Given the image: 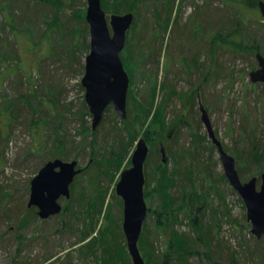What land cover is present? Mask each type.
Masks as SVG:
<instances>
[{"label":"rangeland","instance_id":"rangeland-1","mask_svg":"<svg viewBox=\"0 0 264 264\" xmlns=\"http://www.w3.org/2000/svg\"><path fill=\"white\" fill-rule=\"evenodd\" d=\"M35 1L43 3L31 17L19 18L20 9L22 14L28 13L31 8L26 4ZM120 1L129 4L128 0ZM102 2L109 8L105 10L107 16L113 13L116 0ZM257 3L258 0H138L137 12L131 11L141 35L137 51L129 57L122 53L134 63L128 91L132 87L134 99L148 100V72L157 73L158 89L149 119L161 108L168 135L161 143L166 166L160 173L157 153L146 139L153 152L146 160L147 209L166 208L161 213V227L155 224V215L146 216L148 229L137 243L146 264H162L165 240L172 235L176 248L173 254L179 256L176 264H264V237L257 239L250 232L246 207L224 174L217 148L200 119L198 103L200 100L207 108L216 137L235 158L241 180L259 176L264 171V83L250 80L249 72L257 67V60L254 52L248 51V47L257 46L264 56V18ZM11 7L13 26L7 16ZM86 7V0H0V110L9 100L20 105L10 125L6 126L7 114L0 113V264H132L122 230L123 203L115 184L121 171L130 166V155L138 138L144 137V129H139L129 157L119 164L95 167L91 158L109 156L113 141L107 134L108 125L92 129V117L84 114L79 121L75 113L84 100L80 80L89 51ZM166 14L170 20L176 19L178 29L168 50L164 44L169 34L163 37L161 30ZM47 22H54L52 28ZM11 28L19 32L29 29L30 42L24 41L26 33H16L14 38ZM130 31L132 26L127 36ZM172 35L173 32L170 40ZM70 54L76 61L69 60ZM197 86L199 89L191 96ZM47 87L57 94L59 105L49 114L54 118V113L62 116L58 131L66 141L64 157H56L76 159L84 170L70 184L74 200L60 199L62 209H67L41 219L36 206H28L27 201L30 180L52 150V125L40 122L32 128L31 117L25 115L32 110L20 96L35 102L31 90H44L45 98L50 93ZM80 125L89 127L86 134L76 131ZM93 130L97 146L92 152ZM259 183L260 180L258 186ZM97 184L104 194L90 206V191H96ZM160 185L166 188L164 194ZM193 191L199 194L196 203H192L196 198ZM181 197L186 207L179 209ZM188 200L205 207L197 214L190 206L187 208ZM196 215L199 223L194 224ZM20 220L23 223L19 226ZM186 240H193L196 248L190 249L189 243L186 246ZM192 250L184 261L185 253Z\"/></svg>","mask_w":264,"mask_h":264},{"label":"water","instance_id":"water-1","mask_svg":"<svg viewBox=\"0 0 264 264\" xmlns=\"http://www.w3.org/2000/svg\"><path fill=\"white\" fill-rule=\"evenodd\" d=\"M85 20L89 27V51L85 56L84 73L80 84L84 88V100L92 116V129L101 122L105 108L111 104L121 119L126 118L129 75L125 70L120 52L126 43V35L134 20V13H111L107 16L100 0H86ZM264 18V0H258ZM257 67L249 72L252 82L264 83V56L255 53ZM200 119L208 136L216 146L224 174L230 185L240 195L245 207L250 232L257 238L264 237V171L242 181L235 158L223 147L210 123L207 108L199 100ZM149 152L146 140L140 137L131 153V165L123 169L115 184V192L121 197L122 230L132 264H146L138 249V239L147 214L144 198V163ZM162 161H166L161 148ZM76 159L47 160L30 180L28 206H36L41 219L58 214L62 210L61 198L70 197V184L80 173ZM258 180H260L258 186Z\"/></svg>","mask_w":264,"mask_h":264},{"label":"trees","instance_id":"trees-1","mask_svg":"<svg viewBox=\"0 0 264 264\" xmlns=\"http://www.w3.org/2000/svg\"><path fill=\"white\" fill-rule=\"evenodd\" d=\"M130 1L128 0L129 4H126V3L123 4L122 1L119 0V2H118L116 0L117 4L114 6L116 8L113 9L112 12L116 13V12H119V11H125V12L126 11H134L136 13L137 10H138V7H137L138 6L137 5L138 0H130ZM41 3H43V2L41 1L39 3V1H35L34 4H30V5L26 4V6L31 8V10L28 13L26 12L25 14H22L21 13V11L23 10V8H22L18 12V14L17 13L16 14L21 19L25 18L27 15L29 17H31L32 14H34L35 11L38 9V7L40 6ZM101 6H102V8L104 10L108 11L109 8H107L105 6V3L102 2ZM118 7L120 9L117 10ZM11 9H12V7L7 9L8 10L7 16L9 18L8 23H11L9 25H12V22L15 19L13 14H11L13 12V11H11ZM135 13H134L133 24L131 25L132 26V31L129 32L130 35L126 36L128 38L126 39L125 47L120 52V57H121V60L123 62V65H124L125 69L127 70L128 74H129V76L131 78H132V70H133V67H134V63L131 62L130 59L127 58L126 56H123L122 53L126 54L129 57L131 53H134L138 49V45H137L138 44V40H139L138 37L141 34H139V29H136L138 20H137V18H135ZM77 18H79V17H77ZM169 19H170L169 14H166L165 19L161 23V26H162L161 30L164 32L163 37L165 36V33L169 34V36L167 38V39H169L168 42H165L163 38H162V41H161L162 42L161 46H163V43L165 42L164 49H167V50H168V46L171 45L170 42L174 39V37L176 36V32L178 31L177 24H176L177 21L175 22L176 19L173 20V21L169 20ZM53 21H56V17L53 18ZM53 23L54 22H47V26L50 25L49 27L52 28ZM12 30H13V33H14V35H13L14 38H15V34L16 33L18 35H23V33L24 34L26 33V37H23L25 39L24 41L25 42L26 41L30 42V40H31V31L29 29L26 30L27 32L26 31L25 32H19V31L14 30V29H12ZM172 32H173V35H172V39L170 40ZM15 41H16V39H15ZM16 46L18 48L17 42H16ZM148 46H150V48H151L149 50H152L151 44H149ZM256 50L257 51L259 50V48L257 46L248 47V51L254 52V54H255ZM152 55H154V54L152 53ZM41 58L42 57H40V59ZM69 60L70 61H76L75 57L73 56V54L69 55ZM36 66L38 67V63H36ZM38 68H37V72H38ZM146 71H149L148 68H146ZM150 71H151V69H150ZM148 73H149V75L147 77L148 78L147 79V86L149 87V94H148L149 99L144 101V102L134 99L133 88L129 87L128 96H127V105H126V113H127V115H126L125 119L119 118L117 113H115V111L112 109V105L111 104H109L105 108L103 118H102V120H101V122H100V124L98 126L101 127V125H103V124L108 125V129H107L108 133L107 134L111 137V140L113 141V143L111 142V144L109 145L110 148H111L109 156L101 157L102 156V154H101L99 156V158H97V157H95V158L92 157L91 158L92 162L95 164L96 168L99 169V167L102 166V163H108L109 164V163L112 162V163L119 164L125 158L129 157V153H130V150H131V148L133 146V143L137 139V134L139 132V129L140 130L144 129V131H143V135L145 137L144 139L145 140L147 139L150 142V144L154 147L155 152L157 153V162L158 163L156 164V167L158 168V172L160 173V171H162L163 168H165L166 164L162 161V158H160V155H162L161 154V147H162L161 143H162L163 140H167V138H168L167 133H165V129H166V125L167 124L162 119V115H161L162 109L161 108H160V111L159 110H155L154 113L152 114V118L149 119L150 113L152 112V110L154 108L155 97H156V92H157V89H158V84H157V73L156 72L152 73V71L148 72ZM29 83H31V82H29ZM162 86L165 87V84L163 83ZM198 89H199V86L195 87L193 89V91H191V93H190L191 96H193L194 93H196ZM48 90H49L50 93H47L48 95H46L45 98H43L44 95H42V94L46 93L44 90L43 91L42 90L38 91L37 93L34 90H31L32 92H34V93H31V94H33V96L35 98V102H32L31 100L20 96L21 101L23 103H25V105L29 106L30 110H32L31 113H29L27 111L25 112V115L31 117V127L32 128H34V126L37 128L38 124L40 122H47V123L52 125V139H51V143L52 144H50V148L52 150L50 151L51 153L49 155H46L44 157V161H42L40 163L45 162V160L52 159V158L56 157V155H58L60 157L61 156L64 157L63 152H64L65 146H66L65 145V143H66L65 139L63 138V140H62L59 137L60 134H59V131H58V127L61 126L60 120L62 119V116L60 114H58V113H54V116L56 117V118H54L53 116H51V114H49V111H50L51 108H56L59 105L57 94L52 88L47 87L46 91L48 92ZM171 91L172 90H170V92ZM40 92H43V93H40ZM20 98H19V100H20ZM18 110H20V105L18 104V102H15L14 100H9V102H7V104L5 106L3 104V106H2V108L0 110V113L4 111L7 114V117L5 118L6 119V126L8 124L9 125L12 124L13 121L17 118V116H18L17 111ZM137 111H139V113L141 114V118L139 117ZM108 112H110V115H108ZM75 113L78 115L79 121H82L81 119L83 118L84 114H88V116L91 117V114L89 113V111L87 109V106H86V103H85L84 100L81 101V106L79 107V110H77V112H75ZM133 114L135 115V117L131 116ZM25 115H24V117L22 115V117L25 118ZM47 116L51 117V119H49V118L46 119ZM0 122H1V118H0ZM82 125H80V128H78L76 131L86 134V132L88 131L89 127L88 128H84ZM98 126L96 128H98ZM93 131H91V136L94 138L95 135H96V130H93ZM91 144H92V152H93V151L96 150L95 146H97L95 138L93 140H91ZM38 147H40V146H38ZM48 151H49V148H48ZM56 153H58V154H56ZM152 153L153 152L149 148V152H148L147 158ZM146 160H148V159H146ZM147 165H148V163L145 161V164H144V173L145 174H146L145 170H146V166ZM83 170H84V168H82L81 172H83ZM256 173L258 174L259 171H257ZM161 174H162V177H164L162 172H161ZM146 176L147 175H145V180H146ZM145 184H146V181H145ZM145 184H144V195H145L144 197H146V193H147ZM164 185H162V186L160 185L159 186V187H161L160 188L161 190L163 188V194L166 191V188H165ZM90 192H93V196L89 197L88 205L92 206L94 200L97 199L96 197L101 195L102 193L104 194V191L101 189L99 184H97L96 191L91 190ZM94 193H96V194H94ZM193 194H194V196H196V198H192V199H194V202H192V203H196L199 194L196 191H193ZM68 199H69L68 201L72 202V200H74V196L71 194ZM181 199H182V202H181L182 204L178 203V205H177V207H179V209H182L183 207L184 208L186 207V205H183L185 198L181 197ZM191 201L188 200L187 208L190 206L195 213L199 214L201 212L200 211L201 207L202 206L205 207V204L194 205V204L191 203ZM65 209H67V207H65L62 210H65ZM147 210H148L147 211V215L148 216L151 215V214L155 215V217H156L155 224L158 227L163 226L162 225V219H161V216H163V215L161 213H162V210H164V212H165L166 208L163 207L161 210H158V211L155 210V209L151 210L149 208ZM197 219L198 218H197V215H196L195 218L192 219V222L194 224L196 222L199 223V220H197ZM166 221H167V219L165 218L164 219V223ZM22 223L23 222L20 220L18 222L19 226ZM202 226H203V224L200 223V227H202ZM147 229H148V225H147V223L145 221V223L143 224V229L141 231L139 239H142L141 236H143L145 234ZM172 236H170L171 238L169 237V238H167V240H165L164 251L161 254L162 264H176L177 263V259L179 258V256L173 254L174 251H175L174 249H176V248H175V244H174V241H173L174 237H172ZM195 238H199V237L195 236ZM185 243H186L185 244L186 246H187V243H189L190 249H193V246L195 247V244H194L193 240H190V241L186 240ZM181 247L182 246H180V248ZM192 253H193V250L190 251V252H186L185 256L183 257L184 261L187 260L189 258V255H192ZM185 262H186V264H188L187 261H185Z\"/></svg>","mask_w":264,"mask_h":264},{"label":"bare ground","instance_id":"bare-ground-1","mask_svg":"<svg viewBox=\"0 0 264 264\" xmlns=\"http://www.w3.org/2000/svg\"><path fill=\"white\" fill-rule=\"evenodd\" d=\"M202 1V0H201ZM119 2V1H118ZM203 3V2H202ZM153 4V3H152ZM151 4V5H152ZM200 4V3H199ZM162 5V4H161ZM198 5V4H197ZM180 6V5H179ZM102 7V6H101ZM121 7V6H120ZM143 8V7H142ZM144 9V8H143ZM146 9V8H145ZM183 9V8H182ZM149 11V10H148ZM52 18V17H51ZM59 18V17H58ZM165 19V18H164ZM59 20V19H58ZM170 20V19H169ZM46 25V24H45ZM50 26V25H49ZM156 28V27H155ZM74 29V28H73ZM168 41V40H167ZM210 49H211V47H210ZM166 50V49H165ZM199 65V64H198ZM148 95V94H147ZM142 97V96H141ZM153 102V101H152ZM141 103V102H140ZM149 110V109H148ZM77 112V111H76ZM79 113V112H78ZM82 114V113H81ZM135 117V116H134ZM59 118V117H58ZM31 119V118H30ZM152 121V120H151ZM203 123V122H202ZM30 126V125H29ZM96 129V128H95ZM148 130V129H147ZM52 132V131H51ZM94 132V131H93ZM131 136V135H130ZM263 171V170H262ZM251 177V176H250ZM249 177V178H250ZM247 180V179H246ZM242 181H245V180H242ZM145 184V183H144ZM237 192V191H236ZM205 197V196H204ZM104 203V202H103ZM109 211V210H108ZM104 217V216H103ZM173 217V216H172ZM190 221V220H189ZM172 223V222H171ZM202 224V223H201ZM200 228V227H199ZM99 232V231H98ZM151 235V234H150ZM237 235V234H236ZM95 236V235H94ZM232 238V237H231ZM92 239V238H91ZM97 239V238H96ZM96 239H95V241H96ZM242 241V240H241ZM107 245V244H106ZM246 247V246H245ZM196 248V247H195ZM106 250H108V249H106ZM211 250V249H210ZM253 250V249H252ZM238 251V250H237ZM246 252V251H245ZM205 254H206V252H205ZM207 255H209V254H207ZM211 255V254H210Z\"/></svg>","mask_w":264,"mask_h":264}]
</instances>
